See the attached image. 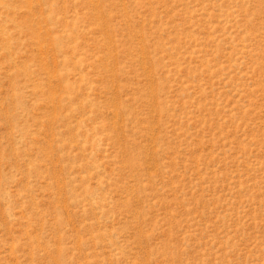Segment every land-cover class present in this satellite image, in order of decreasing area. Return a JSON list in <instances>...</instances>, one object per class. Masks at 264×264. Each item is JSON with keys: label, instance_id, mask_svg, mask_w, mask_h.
Returning <instances> with one entry per match:
<instances>
[{"label": "rangeland", "instance_id": "obj_1", "mask_svg": "<svg viewBox=\"0 0 264 264\" xmlns=\"http://www.w3.org/2000/svg\"><path fill=\"white\" fill-rule=\"evenodd\" d=\"M0 264H264V0H0Z\"/></svg>", "mask_w": 264, "mask_h": 264}]
</instances>
